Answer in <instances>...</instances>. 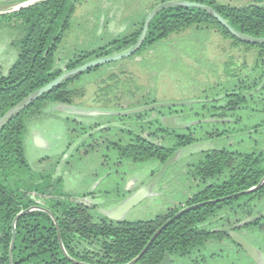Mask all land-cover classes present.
<instances>
[{
    "label": "trees",
    "instance_id": "1",
    "mask_svg": "<svg viewBox=\"0 0 264 264\" xmlns=\"http://www.w3.org/2000/svg\"><path fill=\"white\" fill-rule=\"evenodd\" d=\"M83 1L40 0L17 11L0 15V21L4 20L10 25L21 21L23 30L22 35L11 42L17 50L14 62L5 74L0 75V117L64 71L83 64L93 56H107L129 49L136 42L145 17L154 8L143 17L140 26L134 31L118 36L104 46L76 54L63 67L58 66V46L70 28L76 6ZM192 1L213 8L241 35L256 42H244L233 36L206 9L166 6L160 8L151 19L146 38L134 54L172 33H179L190 27L198 31L213 29L222 37L232 39L234 44L240 43L255 49L256 55L250 66L246 59L238 68L233 66L234 63L230 64L232 68L226 70V75L232 80L228 88L213 86L205 91V96H211L214 100L183 106L192 108L199 105L201 114L213 116L215 112L227 113L221 116L230 119L217 124L204 121L196 123L186 119L184 122L188 129L199 128V132L196 134L184 129L179 132L165 128L158 116H151L157 110L150 109L129 115L135 122L134 129L129 131L134 136L133 143L118 147L121 160L150 161L159 165L175 150L193 142H221L224 147L215 153L206 152L196 163L193 175L198 177L199 188L184 200L185 206L247 190L257 186L264 177V144L260 147L255 144L256 146L246 151L227 144L228 140L238 139L243 135L257 142L259 132L264 131V5L238 7L216 0ZM163 2L166 1L161 3ZM98 68L99 66L94 67L63 81L0 128V264H69L60 243L70 256L80 259L76 249L81 246L69 243L84 240L95 243L97 250L101 251L102 259L98 264H125L136 257L154 232L180 210L174 208L153 219L135 222H113L104 217L96 220L87 207L69 200L68 194L60 193V176L36 172L30 167L24 145L28 120L40 116L50 101L71 103L72 97L79 94V90L72 86L82 79L83 74ZM157 109L161 114L168 113L167 107ZM212 127L221 131L214 132ZM147 129L153 131L154 135L150 133L148 137H144L142 134ZM158 134L164 140L167 137L165 144H158L154 140L153 137ZM34 197L43 202L40 205L48 209L50 214L33 210L18 217L10 256L12 222L21 211L38 204L33 200ZM259 205H264V182L253 191L190 209L167 224L136 263L158 264L165 253L190 257L194 249L201 251L209 239L222 242L224 237L243 251L229 237L228 232L218 229L227 226L224 220L229 215L235 216L238 213L242 215L227 223L235 225L234 230L237 232L242 228L264 225L263 217L238 226L254 215ZM251 262L256 264L255 261Z\"/></svg>",
    "mask_w": 264,
    "mask_h": 264
},
{
    "label": "rangeland",
    "instance_id": "2",
    "mask_svg": "<svg viewBox=\"0 0 264 264\" xmlns=\"http://www.w3.org/2000/svg\"><path fill=\"white\" fill-rule=\"evenodd\" d=\"M26 1L29 0H0V13L17 11L18 5ZM38 1L40 0L25 6ZM162 1L174 0H84L76 6L70 28L58 46L56 64L63 67L74 55L104 46L112 39L134 31L140 26L143 17ZM216 1L238 7L264 5V2L255 0ZM20 22L16 21L10 25L4 20L0 21V75L5 74L15 60L17 50L11 42L22 35ZM255 55V49L240 43L234 44L232 39L222 37L213 29L198 31L190 27L170 34L138 54L99 65L98 70L83 74L82 79L72 86L79 90V94L72 97L71 103L50 101L40 116L28 120L24 138L26 159L36 172L60 173L65 192L75 196L90 191L96 192V195L88 200L96 206L88 210L95 217L100 215L113 222L123 219L135 222L153 219L159 214L169 213L174 208L181 209L185 207L184 200L199 188L198 179L191 175L195 163L204 152L217 143L213 140L196 141L179 149L177 158L165 174L148 188L137 204L123 213V216H119L117 207L141 189L150 175H147L149 169L140 168L127 178L124 177L122 180L131 179L132 176L136 178L130 187L133 193L120 203L116 190H128V182L125 186L120 183L122 174L116 176L113 173V177L106 178V182L93 175L92 170L95 171L101 163V154L107 152L104 148L107 142H127L128 138L119 130L120 125L116 122L117 116L114 113L142 107L145 102H186L204 99L208 97L205 96V91L213 86L229 87L232 80L226 75V70L232 68L230 64L234 63L233 66L238 68L246 59L250 66ZM96 57L100 56H93L87 61ZM97 105L115 107L108 111L113 113L112 117H97L103 113ZM182 113L184 115L176 119V122L185 126L186 119L196 123L213 119L208 113L201 114L199 105L183 108ZM94 118L98 127L84 135L85 140H82V137L68 147L67 120H71L69 122L73 123L72 127L77 128L73 119L87 125L91 124ZM125 121L128 122L127 119ZM105 122L110 125L102 126ZM73 132L72 130L71 134ZM197 132L199 131L197 130L196 134ZM259 133L257 142L243 135L238 139L231 137L227 144L241 151L250 150L255 144L260 147L264 144V131ZM155 137L157 140H154L159 143L167 142V137L165 140H160L161 135ZM76 147L80 148V151H86V155L77 154ZM57 161L59 163L56 166ZM106 165L109 169L110 163ZM126 165L124 164L125 169ZM157 166V163H151L154 172ZM106 189H110L109 194L104 193ZM77 200L86 201V198ZM36 201L40 202L38 199ZM117 203L119 204L116 205ZM256 208L254 215L264 212V205ZM241 215H229L224 224L233 226L227 223L233 222ZM238 233L256 248L260 258L259 264H264V225L242 228ZM161 262L162 260L158 264ZM167 264L253 263L246 253L238 250L235 244L224 237L222 242L209 239L201 251L194 249L190 257L174 255Z\"/></svg>",
    "mask_w": 264,
    "mask_h": 264
},
{
    "label": "water",
    "instance_id": "3",
    "mask_svg": "<svg viewBox=\"0 0 264 264\" xmlns=\"http://www.w3.org/2000/svg\"><path fill=\"white\" fill-rule=\"evenodd\" d=\"M33 1H37V0H32V1H26L23 4L20 5L19 8L24 7L26 4H30ZM166 6H182V7H194V8H202V9H206L208 10L216 19L217 21L223 26L225 27L233 36L241 39L244 42H256V40L250 39L248 37H245L243 35H241L238 31H236L232 26H230L228 24V22L218 13L216 12L213 8L207 6L206 4L200 3V2H196V1H192V0H174V1H167V2H163L160 3L158 5H156L145 17L144 22H143V26H142V30L136 40V42L133 44V46H131L129 49L116 53V54H112V55H107V56H100V57H96L94 59H91L87 62H84L83 64L70 69V70H66L63 73H61L59 76H57L56 78L52 79L51 81H49L48 83H46L45 85L41 86L40 88H38L36 91L32 92L31 94H29L27 97H25L23 100H21L20 102H18L17 104H15L13 107H11L10 109H8L1 117H0V128L7 122L9 121L14 115L18 114L22 109H24L26 106H28L29 104H31L33 101H35L36 99H38L41 95H43L46 92H49L50 90H52L53 88L57 87L59 84H61L63 81L67 80L68 78L75 76L81 72H84L86 70L92 69L94 67H97L99 65L105 64V63H110L119 59H123L126 57H129L131 55H133L143 44L146 35H147V31H148V26L149 23L151 21V19L154 17V15L158 12V10L160 8L166 7ZM259 42H261V40H258ZM264 41V40H263ZM195 101H186V102H162V103H153L150 105H145L143 107H139L136 109H132L129 111H125L119 114H130V113H136V112H142V111H146V110H150L153 108H158V107H164V106H180V105H188V104H192ZM162 125L167 128V129H183L185 128V125L177 123L173 120V117H164L163 119H161ZM204 122H214V119H205ZM179 153V150H175L169 157L166 158V160L161 164V166L158 168V170H156L150 177L149 179L144 183V185L141 187V189H139L138 191H136L132 196H130L129 198H127L121 205H119L117 207V211L119 213H124L126 212L128 209H130L132 206H134L135 204H137L142 197L146 194V192L148 191V188L153 185L154 183H156L166 172V170L168 169V167L173 163V161L177 158ZM264 182V177L261 179V181L259 182V184L257 186H254L252 188H249L247 190H243L240 192H237L235 194L232 195H228L225 197H220L217 199H211V200H207V201H202V202H198L195 204H191V205H187L183 208H181L179 211H177L174 215H172L170 218H168L152 235V237L150 238V240L148 241V243L145 245V247L142 249V251L136 256L134 257L132 260H130L129 262L125 263V264H134L143 254L144 252L147 250V248L149 247V245L153 242V240L155 239V237L157 236L158 233L161 232V230L167 225L169 224L171 221H173L175 218H177L178 216H180L181 214H183L184 212L196 208L198 206L207 204V203H215L224 199H229L232 198L234 196H238L250 191L255 190L256 188H258L262 183ZM29 209L27 210H23L21 211L18 215H16V217L14 218L13 222H12V238H11V245L9 248V254L11 256L12 253V249H13V244L15 241V237H16V229H15V222L18 219V217H20L21 215L25 214L26 212H28ZM46 212H48L47 210H45ZM264 217V212L256 214V215H252L250 217H248L247 219L243 220L241 223L238 224V226H242L245 224H249L252 223L256 220H259L261 218ZM235 226H226V227H222L219 228V231H226L228 232L229 237L255 262L259 263V256L257 254V250L256 248L250 243L248 242L243 236H241L237 231L234 230ZM58 236L60 237V234L58 232ZM0 238H1V234H0ZM61 249L64 253V255L67 256V254L65 253L62 244L60 243ZM68 257V256H67ZM68 259L71 262H74L76 264H84L78 261H75L72 258ZM170 257L168 255V253L165 254L164 259L162 260V262L160 264H167L169 261ZM10 263H11V258H10Z\"/></svg>",
    "mask_w": 264,
    "mask_h": 264
},
{
    "label": "flooded vegetation",
    "instance_id": "4",
    "mask_svg": "<svg viewBox=\"0 0 264 264\" xmlns=\"http://www.w3.org/2000/svg\"><path fill=\"white\" fill-rule=\"evenodd\" d=\"M20 5L21 4L18 5V9L17 10L20 9L19 8ZM13 11H15V10H13ZM13 11H10V12H13ZM10 12H2V13H0V15L1 14H5V13H10ZM212 100H214V98H212V97L204 98V99L202 98V99L197 100V101L196 100H193L195 102H193L192 104H195V103L201 104L202 102L212 101ZM167 102H175V101H167ZM153 103H162V102H150L149 104H146V105H150V104H153ZM183 106L184 105H180V106H178V105H176V106H164V107H167L168 108V113H164V114L163 113L161 114L158 111L159 109L153 108V109H156L157 111L151 113V116H153V118L158 116L160 119H163L164 117H171L172 116L173 117V120L176 122V119H179L182 116V114H183L182 113ZM96 107H99L100 110H102V112H103L102 114H98L97 115V117H99V118H101V117L102 118L103 117L109 118V116L112 117L111 114H113V113H109L108 111H110L111 109H114L115 108V107L113 108L112 106H103L102 107V106H98V105ZM158 108H162V107H158ZM142 112H145V111H142ZM136 113H138V112H136ZM115 114L117 116V119H116L117 121L116 122L120 125V129L119 130L122 132V135H125L128 138L127 139V142H122V141H118V140H113L111 142H107L105 144V147H104L105 150H107V152H105V153L103 152V154H101V156H102L101 157V159H102L101 160V163L99 164L98 168H96L95 171L93 169L92 172H93V175H95V177H101V181L102 182H106L107 181L106 178L109 179V178L113 177V176H111V174H113V173L116 176H121V174H122L120 183L121 184L124 183V186H125V183L128 182V185L126 186V189H128V190H126V191H124V190H122V191L116 190V193L118 195V201L120 203L125 198H127L128 196H130L133 193V190L130 187H131L132 183L134 182V180L136 178V177L133 178V176H132L131 179L122 180V179H124V177L127 178L128 175H130L131 173H134L136 171V169H137V171H139L140 168H142V169H144V168L149 169V174H147V175H150V176L152 175V172H154V171H153V168H151V163H153V162H150V161H147V162H133L131 160H121L120 159V155L118 154V151H119L118 147L119 146H129V145H131L133 143L134 136L132 134H130L129 131L134 129V123L135 122L133 121V117H130L129 116V115L134 114V113H130V114L114 113V115ZM226 114L227 113H221V114L218 113V112L213 113L212 114L213 116H211V117L214 119V122H212V123L213 124H217V123H224L225 121H228L230 119L229 117L221 116V115H226ZM125 116H129V117H125ZM96 118L93 119V121L91 122V124H87V125L84 124L82 121H80L78 119H73V121H75L76 124H77V128H73L72 127L73 123L72 122H69L71 120H67V123H68V132H69V143H68V147L70 145H72L73 143H76L84 135L89 134L91 130H94L95 128L98 127L97 125H95L96 124ZM126 119L128 120L129 123L125 121ZM101 125L107 127L110 124H108V123L105 122L104 124H101ZM71 129L74 131L73 134H71V132H72ZM183 129L185 131H187V132H196L197 130H199V128H193V129L189 130L187 125ZM183 129H170V130H176V131L178 130L180 132ZM212 131H214V132H220L221 130L217 129L216 127H212ZM150 133H152L154 135V132L153 131L147 129V130L144 131V133L142 135L144 137H148ZM206 133L208 134L209 132L207 131ZM155 138H158V137H155ZM162 139H164V138L161 136L160 137V140H162ZM82 140H85V138L83 137ZM155 140H157V139H155ZM215 142L217 144L214 145V146H212L206 152H214L215 153V151L220 150L222 147H224L221 142H217V141H215ZM158 144H161V143H158ZM82 145L84 146V143ZM87 146L91 147V145H87ZM80 150H81L80 148L76 147V151L78 152L77 154H79V155L85 154L86 155V151H80ZM177 150H179V149H177ZM206 152H204V154ZM198 160H197V162H198ZM67 162H66V164H67ZM58 163H59V161H57L56 166H57ZM107 163H110V166H109L110 168L109 169L106 168V166H107L106 164ZM196 163H195V165H196ZM124 164H127L126 165V169L124 168ZM161 164H159V166L156 167L157 170L161 166ZM41 173H47V172H41ZM50 174H52L54 177L60 176L61 179H62V175L60 173H58V172H56V174L55 173H50ZM191 175H192L193 178H197L198 179L197 176H194L193 175V172H192ZM149 177L145 180V182L149 179ZM109 184H110V186L112 185L111 183H109ZM117 185H116V188H118ZM60 193L61 194H64V195L65 194H68L70 196L69 197V200L74 201L76 203H79V204L87 207L90 210H92V208L94 209L96 207V206H94L93 203L88 202V200L90 199V197H93V196L96 195V192L90 191V192H87V193H83V194H81L79 196H75V195H73L71 193L65 192L63 190V188H62V182H61ZM104 193L105 194H109L110 193V189L104 190ZM192 194H190L189 196H191ZM78 198H83V199L86 198V201H82V200L79 201V200H77ZM36 199H38V200H40V199L39 198H35V197L33 198V200L36 203H38V204H36L33 207L28 208L29 211H33V210H41V211H44V212H46L45 210L48 211V209H46V208H44L43 206L40 205V203L42 204L43 202L41 200H40V202H38V201H36ZM119 203H117L116 205H118ZM46 213L47 214H50L49 211L46 212ZM91 215L93 216V214H91ZM118 215L119 216H123V213H119ZM93 217L96 220H99V219H102L103 218L100 215H98L97 217H95V216H93ZM115 222H127V221H125L123 219V221H115ZM69 244L70 245H80L81 246V248L76 249V252H79V256L81 257L80 259H76V258L70 256L64 250L65 253L67 254V256L69 258L74 259L75 261H78V262H81V263H84V264H98L101 261V259H102L101 251L100 250H97L98 248L96 247L95 243L90 242L89 240H84V241H71ZM165 254H164V256L162 257L161 260L164 259ZM168 255H169V257H171L173 259L174 255H170V254H168ZM64 256L68 259V257L66 255H64ZM250 260L253 261L251 258H250ZM169 261H170V259H169ZM136 262L134 264H139V263H136ZM70 264H76V263L70 261ZM256 264H259V263L256 262Z\"/></svg>",
    "mask_w": 264,
    "mask_h": 264
}]
</instances>
